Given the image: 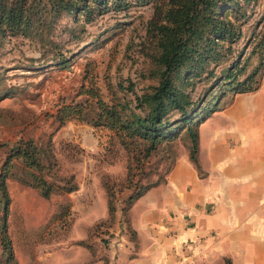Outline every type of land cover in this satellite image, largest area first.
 <instances>
[{
	"label": "rangeland",
	"instance_id": "374dc122",
	"mask_svg": "<svg viewBox=\"0 0 264 264\" xmlns=\"http://www.w3.org/2000/svg\"><path fill=\"white\" fill-rule=\"evenodd\" d=\"M153 13V3L149 2L133 3L125 10L109 9L90 20L81 16L75 22L69 15L61 17L56 31L62 55L70 59L66 66L51 62L54 54L43 52L44 48L30 37L18 34L3 39L0 168L9 147L15 146L20 138L29 137L39 145H49L50 159L55 164L43 171L54 183L49 197L18 178L6 179L10 201L5 213V202L0 198V238L3 232L10 238L14 258L7 262L0 239V264H47V259L57 263L63 259L61 252L75 243L80 227H97L94 233L98 236L88 238L93 247L97 241L103 242L102 238L107 241L110 227H130L124 210L128 195L138 189V184L156 179L165 182L177 158L188 150L189 139L184 133L161 144L143 165L134 163L130 173L133 185L127 186L129 154L109 128L78 119L58 125L53 117L58 103L63 98L66 101L80 98L76 95L79 87L83 82L88 84L91 78L105 100L114 92L122 95L123 90L117 86L119 81L125 85L131 80L139 91L154 82L144 76L150 70L146 55L147 26ZM248 14L249 19L241 24V37L233 43L238 47L246 43L252 31L263 27L264 0L252 1ZM254 62L255 57L251 63ZM203 84L199 82L194 92L198 93ZM6 91L8 94H4ZM235 94L225 89L216 100L217 109L226 106ZM43 160L46 162L48 158ZM13 161L16 173L29 179L28 168L19 159ZM72 183L77 188L70 191L63 188ZM107 185L114 192L112 220H108Z\"/></svg>",
	"mask_w": 264,
	"mask_h": 264
},
{
	"label": "trees",
	"instance_id": "16d2710c",
	"mask_svg": "<svg viewBox=\"0 0 264 264\" xmlns=\"http://www.w3.org/2000/svg\"><path fill=\"white\" fill-rule=\"evenodd\" d=\"M252 1L0 0V45L5 37L21 34L39 43L43 52L53 53L51 59L54 61L51 62L66 66L70 59L62 55L56 31L61 17L69 15L75 22L81 16L90 20L109 9L125 10L133 3H153L154 13L147 26L146 55L150 70L144 76L153 78L154 82L140 87L139 91L135 82L129 80L124 85L119 81L117 86L123 90L122 95L114 92L109 100H105L100 87L91 78L88 84L83 82L79 87L76 95L80 98L73 97L70 101L63 98L53 113L58 125L78 119L109 128L129 154L127 186H131L130 173L134 163L143 165L161 144L173 141L183 133L189 139V158L201 170L199 124L217 109L216 100L225 89L238 93L260 86L264 73V25L259 31H252L242 46L233 45L242 35V22L249 19ZM70 32L74 35L73 30ZM249 44H252L251 48L245 53ZM253 57L255 62L251 63ZM87 76L88 71L85 80ZM199 82L204 84L195 93ZM17 142L9 147L0 168V198L5 202V213L10 201L6 186L8 177L36 187L44 197L54 191V183L43 173L55 164V160L50 159L49 145H39L31 137L20 138ZM46 158L48 161L44 162ZM14 159H19L28 168L29 179L16 173ZM160 183L159 179L138 185L135 182L138 189L128 195L124 207L129 226V209L133 202L151 186ZM63 188L70 191L77 188V184ZM113 194L107 185L108 220L113 219L115 212ZM95 231L97 227H91L86 239L77 240L93 253L95 247L89 244L88 238ZM0 239L9 262L14 258L11 240L5 232ZM224 264L233 262L225 257Z\"/></svg>",
	"mask_w": 264,
	"mask_h": 264
},
{
	"label": "crops",
	"instance_id": "0c3cea01",
	"mask_svg": "<svg viewBox=\"0 0 264 264\" xmlns=\"http://www.w3.org/2000/svg\"><path fill=\"white\" fill-rule=\"evenodd\" d=\"M198 159L201 170L185 150L94 253L76 243L90 228L80 227L47 264H264V73L199 124Z\"/></svg>",
	"mask_w": 264,
	"mask_h": 264
}]
</instances>
